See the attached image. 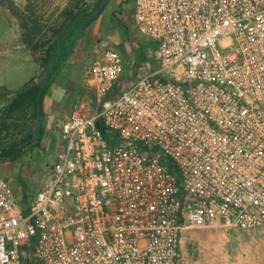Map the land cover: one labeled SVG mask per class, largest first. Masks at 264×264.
I'll use <instances>...</instances> for the list:
<instances>
[{
	"label": "built area",
	"instance_id": "2783aa9c",
	"mask_svg": "<svg viewBox=\"0 0 264 264\" xmlns=\"http://www.w3.org/2000/svg\"><path fill=\"white\" fill-rule=\"evenodd\" d=\"M153 59L119 50L23 205L0 174V264H181L187 229L264 225V0H135Z\"/></svg>",
	"mask_w": 264,
	"mask_h": 264
},
{
	"label": "rangeland",
	"instance_id": "374dc122",
	"mask_svg": "<svg viewBox=\"0 0 264 264\" xmlns=\"http://www.w3.org/2000/svg\"><path fill=\"white\" fill-rule=\"evenodd\" d=\"M97 1L0 0V33L11 32L18 25L22 41L30 33V49L41 56L47 43L53 38L54 31L70 20L71 13L92 10ZM116 1L112 0L111 4H118ZM134 1H118L117 9L110 16L114 22L123 24L116 23L112 39L113 42L124 39L136 49L144 45L143 48L147 51L154 41L146 38L140 42L142 35H138L133 21L128 20L133 19ZM33 46L37 49L34 50ZM12 96L13 94H5L0 99V115ZM36 130L34 109L28 107L8 120L1 137L2 144L6 146L27 136L34 137ZM55 151L54 142L49 148L41 149L40 142L34 140L18 159L1 162L4 166L0 165V174L9 179L23 205L28 204L38 189L43 172L51 164ZM182 249L184 258L181 264H264V225L249 229L224 226L187 229Z\"/></svg>",
	"mask_w": 264,
	"mask_h": 264
},
{
	"label": "crops",
	"instance_id": "0c3cea01",
	"mask_svg": "<svg viewBox=\"0 0 264 264\" xmlns=\"http://www.w3.org/2000/svg\"><path fill=\"white\" fill-rule=\"evenodd\" d=\"M111 1L103 13L78 36L73 51L56 69L54 81L43 97V136L40 148L46 149L55 143L56 151L51 157V163L62 146L60 135L63 122L78 103L93 94L89 88V68L101 50L114 48L120 51L124 62L121 76L123 82L137 78L145 65L153 59L155 43L146 51L144 45L136 49L131 42L124 39L113 42V28L118 22H114L110 15L117 9L119 0L116 1L118 4L114 5ZM132 17L133 19L128 20L133 21L136 29L134 16ZM137 33L140 34L138 31ZM144 37L141 36L140 42L145 41L147 37ZM42 72L43 66L37 59V54L22 41L18 25L13 27L11 32L0 33V99L5 94H14L28 82L37 80ZM0 165L4 166V163L0 162Z\"/></svg>",
	"mask_w": 264,
	"mask_h": 264
},
{
	"label": "trees",
	"instance_id": "16d2710c",
	"mask_svg": "<svg viewBox=\"0 0 264 264\" xmlns=\"http://www.w3.org/2000/svg\"><path fill=\"white\" fill-rule=\"evenodd\" d=\"M101 1L102 0H98L92 10H89L87 12H77L76 14L71 13L69 16L70 20L54 31V36L47 43L44 54H41V56H37V59L41 62L44 70L49 60L56 57V60L52 65L51 74L46 81L43 93L40 95L41 85L38 80L43 74L44 70L37 80L28 82L22 88L14 92L12 99L0 115V162L14 161L18 159L24 153V150L27 148V146H29L34 140L37 142L41 141L43 136V129L41 124V117L43 115V97L54 81L56 69L73 51V47L78 36L81 35L88 27V25L95 19H97L105 10L104 9L91 22H87L88 18L92 16V14L96 11ZM23 41L27 47H32V35L30 33H27L25 35ZM33 49L36 50L37 47L33 46ZM40 99L41 112L39 115L38 106ZM28 107H32L34 109V117L37 121L36 135L34 137H24L21 140L13 142L12 144L6 146L3 145L1 137L5 127L7 126L8 120L14 117L17 112H20Z\"/></svg>",
	"mask_w": 264,
	"mask_h": 264
},
{
	"label": "water",
	"instance_id": "95a60500",
	"mask_svg": "<svg viewBox=\"0 0 264 264\" xmlns=\"http://www.w3.org/2000/svg\"><path fill=\"white\" fill-rule=\"evenodd\" d=\"M108 2H109V0H102L101 3L99 4L98 8L96 9V11L92 14V16H90L88 18L87 22H91L93 19H95L105 9ZM55 60H56V57L49 60L43 74L40 76V78L38 80L40 85H41L40 95L43 93L44 87L46 85V81L51 74L52 65H53ZM40 112H41V99L39 100V106H38V114L39 115H40Z\"/></svg>",
	"mask_w": 264,
	"mask_h": 264
}]
</instances>
